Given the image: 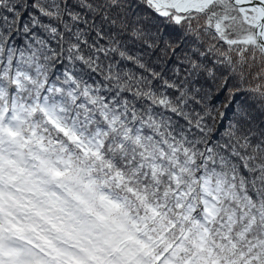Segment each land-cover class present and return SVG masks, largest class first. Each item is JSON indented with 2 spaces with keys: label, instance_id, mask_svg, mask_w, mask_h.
Masks as SVG:
<instances>
[{
  "label": "snow or ice",
  "instance_id": "obj_1",
  "mask_svg": "<svg viewBox=\"0 0 264 264\" xmlns=\"http://www.w3.org/2000/svg\"><path fill=\"white\" fill-rule=\"evenodd\" d=\"M0 264H264V0H0Z\"/></svg>",
  "mask_w": 264,
  "mask_h": 264
}]
</instances>
